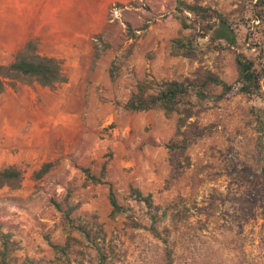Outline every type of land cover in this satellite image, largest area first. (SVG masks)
I'll return each instance as SVG.
<instances>
[{"label": "rangeland", "instance_id": "obj_1", "mask_svg": "<svg viewBox=\"0 0 264 264\" xmlns=\"http://www.w3.org/2000/svg\"><path fill=\"white\" fill-rule=\"evenodd\" d=\"M184 1L228 15L244 56L264 54V20L252 29L256 43L245 38L248 0ZM176 2L0 0V64L31 41L38 54L62 62L65 78L51 87L19 82L0 93V169L22 174L17 188L0 187V232L15 244L12 264H164L167 250L172 264H264V131L259 137L254 116L264 111V78L260 95L192 97L189 121L212 133L183 154L167 148L177 138L178 114L124 108L143 80L181 81L199 69L228 84L236 78L234 54L181 29ZM186 37L195 39L196 59L171 55L174 40ZM105 162V183L83 186V170L98 175ZM109 185L129 216H109ZM130 187L165 211L156 226L165 243L149 232L147 209L129 197ZM69 188L73 216H96L103 227V263L76 233L67 258L51 249L68 238L52 200Z\"/></svg>", "mask_w": 264, "mask_h": 264}, {"label": "trees", "instance_id": "obj_2", "mask_svg": "<svg viewBox=\"0 0 264 264\" xmlns=\"http://www.w3.org/2000/svg\"><path fill=\"white\" fill-rule=\"evenodd\" d=\"M248 5L249 24L245 38L249 43H256V36L252 29L264 20V0H248ZM175 9L181 29L191 30L194 37H208L212 50L232 52L236 70V78L230 84L221 80L215 73L200 69L194 73L192 78H185L181 81L163 80L155 82L143 80L136 85L135 92L124 104V108L130 112L159 109L167 116L178 114L177 138L171 140L167 148L171 153L183 154L191 144L212 133L210 126L199 127L196 123L189 121L194 115V105L191 98L194 97L198 100L213 98L216 101L231 94L260 95L261 81L264 78V54L262 50H259L257 56L246 57L238 52L236 49L237 24L233 23L228 15L215 8L196 2L188 3L184 0H177ZM253 47H257L256 44ZM198 53L195 39L192 37L178 38L173 42L171 55L174 57L196 59ZM64 81L62 62L55 57L38 54L31 41L25 44L24 49L10 63L0 64V93L6 87L12 88L19 82H35L41 86L51 87ZM213 88H219L220 92L213 95L211 93ZM254 116L258 124L257 129L260 132L259 137H263L264 111L254 114ZM259 145H262V142ZM259 145V175L264 185V151ZM106 164V162L102 164L98 175L91 174L88 169H84L82 185L105 183ZM50 166L49 163L44 164L37 175L40 177L46 173ZM21 180L22 174L17 167L7 166L0 169V187L17 188ZM72 192L73 188H69L61 201L52 200L54 209L62 215L66 222L68 238L64 245L53 244L51 249L56 256L67 258L71 252L72 244L78 243L77 238L73 236V233H76L88 247L96 252L98 261L103 263L106 259L103 251L105 243L103 227L96 216H73L78 206L69 202ZM129 197L136 202L143 203L149 215V232L165 243L166 240L156 228L159 219L166 215L165 211L153 204L150 194L143 195L136 188L130 187ZM108 200L111 207L109 213L111 218L122 214L129 216L130 208L117 201L110 185ZM262 203L264 213V195ZM131 224L133 227L139 225L135 221ZM14 247L15 244L11 240L10 234L0 232V264H12ZM164 264H172L169 250L165 253Z\"/></svg>", "mask_w": 264, "mask_h": 264}]
</instances>
